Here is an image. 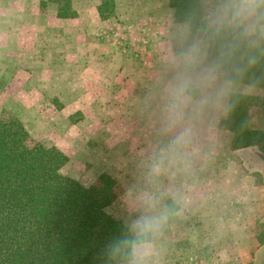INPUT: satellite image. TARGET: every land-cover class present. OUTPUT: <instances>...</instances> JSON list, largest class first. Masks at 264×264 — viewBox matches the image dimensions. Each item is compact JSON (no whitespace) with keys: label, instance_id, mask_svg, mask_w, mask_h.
<instances>
[{"label":"rangeland","instance_id":"374dc122","mask_svg":"<svg viewBox=\"0 0 264 264\" xmlns=\"http://www.w3.org/2000/svg\"><path fill=\"white\" fill-rule=\"evenodd\" d=\"M116 2L101 21L99 0H73L78 19L58 23L49 0H0V118L63 151L83 185L117 180L108 212L150 237L132 264H264V159L234 151L216 112L172 146L159 82L180 23L169 0Z\"/></svg>","mask_w":264,"mask_h":264},{"label":"trees","instance_id":"16d2710c","mask_svg":"<svg viewBox=\"0 0 264 264\" xmlns=\"http://www.w3.org/2000/svg\"><path fill=\"white\" fill-rule=\"evenodd\" d=\"M59 19H75L73 0H49ZM192 0H169L181 23ZM44 4V2H43ZM102 21L117 15L116 0H99ZM264 97L241 95L221 120L232 149L254 148L264 156V130L252 125ZM69 158L35 140L16 116L0 118V264H132L136 247L150 242L116 219L108 208L119 183L109 173L85 186L62 173ZM127 242V243H126Z\"/></svg>","mask_w":264,"mask_h":264},{"label":"clouds","instance_id":"9594fccd","mask_svg":"<svg viewBox=\"0 0 264 264\" xmlns=\"http://www.w3.org/2000/svg\"><path fill=\"white\" fill-rule=\"evenodd\" d=\"M163 69L161 118L172 146L188 149L207 114H227L239 96L264 88V0H192Z\"/></svg>","mask_w":264,"mask_h":264},{"label":"crops","instance_id":"0c3cea01","mask_svg":"<svg viewBox=\"0 0 264 264\" xmlns=\"http://www.w3.org/2000/svg\"><path fill=\"white\" fill-rule=\"evenodd\" d=\"M96 10H97V6H96V8H95ZM53 14H54V16H55V20L58 22V23H61V21H69V20H74V19H59L58 18V16H57V10H56V7L54 8V12H53ZM79 15H80V12L78 11V17H79ZM78 17L77 18H75V19H78ZM100 18V17H99ZM102 21V20H101ZM59 25V24H58ZM249 95H251V96H259V97H264V88H260V89H258L256 92H254V93H252V94H249ZM256 109V108H255ZM257 110H259V111H261V115L259 114L258 115V118H257V126H255L254 128L255 129H260V130H264V106L263 107H261V108H259V107H257ZM260 113V112H259ZM225 117V116H224ZM223 117V118H224ZM222 118V119H223ZM221 119V120H222ZM220 123H221V121H220ZM219 123V124H220ZM252 123H253V117H252ZM221 127V126H220ZM225 130V129H224ZM227 131V130H226ZM229 137H232L231 139H233V135H232V133L231 132H229V131H227V133H226ZM232 135V136H231ZM231 144H232V142H231ZM242 151H246V150H249V151H255L256 149H254V148H245V149H241ZM234 151H240V150H234ZM256 153H257V155H258V157L259 158H261V159H264V156L263 155H261L259 152H257V151H255Z\"/></svg>","mask_w":264,"mask_h":264}]
</instances>
